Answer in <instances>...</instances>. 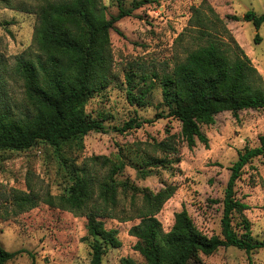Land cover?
Returning <instances> with one entry per match:
<instances>
[{
  "label": "rangeland",
  "instance_id": "1",
  "mask_svg": "<svg viewBox=\"0 0 264 264\" xmlns=\"http://www.w3.org/2000/svg\"><path fill=\"white\" fill-rule=\"evenodd\" d=\"M38 2L0 0L1 88L6 90L10 103L22 104L23 97L21 80L13 73L16 55L36 54L33 33L37 16L30 10ZM118 2L129 8L132 0H102L107 18L118 13ZM205 3L223 19L264 79V23L256 28L242 19L250 9L258 14L264 12V0H151L121 17L110 30L109 82L85 105V111L100 118L107 131H92L83 136L81 144L66 143L60 149L45 142L22 150L0 149V244L8 251L21 250L4 264H89L91 237L86 232V218L58 206L57 197L73 183L77 169L91 163L92 156L125 162L114 176L116 181L127 180L152 191L175 186L174 194L157 214L165 231L172 226L174 214L185 208L204 234H220L222 198L230 166L239 150L256 146L258 136L264 134V108L243 109L237 117L230 111L217 113L213 124L201 126L208 146L196 141L188 147L176 118H154L163 108L157 84L146 93L143 105L127 98L130 87L137 96L147 86L139 79L143 70L171 67L195 46L193 33L186 30L191 7ZM126 73L134 74L130 85ZM134 117L147 121L138 128L118 129ZM168 135H173L177 144V154L170 158L177 156L179 161L166 167L143 165L149 173L142 176L139 168L148 156L165 155L153 144ZM94 169L100 177L108 171L103 165H95ZM235 190L236 197L248 206L235 215V228L243 231L242 219L246 218L252 238L263 239L264 156L251 159L243 167ZM20 192L34 193L37 205L17 211L13 196ZM131 194L132 190L118 187V216L124 214L122 208L127 212ZM140 199L141 194L136 193L135 202ZM104 222L107 228L117 230L121 245L108 247L101 264H121L126 257L141 263L143 257L134 249L136 238L128 233L138 220L121 221L117 217L104 218ZM198 256L205 264H264V247L249 253L234 246L220 247L211 253L199 251Z\"/></svg>",
  "mask_w": 264,
  "mask_h": 264
},
{
  "label": "trees",
  "instance_id": "2",
  "mask_svg": "<svg viewBox=\"0 0 264 264\" xmlns=\"http://www.w3.org/2000/svg\"><path fill=\"white\" fill-rule=\"evenodd\" d=\"M38 1L30 10L37 16L33 33L36 54L16 55L13 66V73L23 87L22 104L10 103L6 90L1 88L0 76V149H28L38 142L60 149L66 143L81 144L83 136L92 131L105 133L107 128L102 120L91 117L85 105L109 82L110 30L121 17L151 0H132L129 8L118 2V13L109 18L102 0ZM242 19L259 28L264 23V12L258 14L250 9ZM188 25L186 30L193 33L195 46L171 67L143 70L139 79L147 86L137 96L130 87L127 98L143 105L146 93L157 84L163 108L154 118H176L188 147L196 141L208 146L201 126L213 124L217 113L230 111L237 117L240 110L264 108V79L209 4L192 6ZM132 75L126 73L128 85L133 82ZM146 121L130 118L118 129L138 128ZM153 146L165 155L148 156L139 168L142 176L149 173L143 165L166 167L179 161L177 156L170 158L177 154L173 135L154 142ZM258 156H264V134L258 136L256 146L239 150L230 166L222 198L220 234H204L185 208L174 214L172 226L165 231L157 214L174 194L175 186L152 191L127 180L116 181L114 176L125 162L106 156H92L91 163L85 164L89 167L80 166L73 183L57 197V203L86 218V232L91 237L89 264H101L108 247L121 245L117 230L107 228L104 222V218L117 217L121 221L138 220L128 233L136 238L134 249L143 257L141 263L122 258L121 264H205L198 256L199 251L211 253L220 247L234 246L249 253L264 247V238L255 240L250 235L246 218L242 219L243 231L234 224L235 215L248 207L236 197V181L243 167ZM95 165L108 167L107 174L100 177ZM119 186L132 190L130 206L127 212L122 208V216L115 212ZM136 193L141 194L139 203L135 202ZM13 201L21 212L35 207L38 197L20 192L13 196ZM20 252L8 251L0 244V264Z\"/></svg>",
  "mask_w": 264,
  "mask_h": 264
}]
</instances>
